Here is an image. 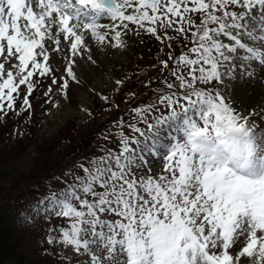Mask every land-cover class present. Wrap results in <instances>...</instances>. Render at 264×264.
Here are the masks:
<instances>
[{"label":"snow or ice","instance_id":"obj_1","mask_svg":"<svg viewBox=\"0 0 264 264\" xmlns=\"http://www.w3.org/2000/svg\"><path fill=\"white\" fill-rule=\"evenodd\" d=\"M102 15L111 27L98 23ZM136 29L169 49L178 37L181 47L192 46L160 60L174 79L162 81L167 91L153 103L132 108V135L118 122L119 151L77 161L65 170L64 187L40 202L68 222L48 242L82 251L91 264H264V130L253 119L264 115L245 114L212 87L234 73L237 58L242 75L251 62L264 67V0H0V116L31 108L34 74L51 71L37 59L50 61L46 39L57 52L61 35L68 43L65 72L76 81L74 58L90 52L86 33L104 44L113 31V46L124 48L122 34ZM151 160L163 161L160 172L153 173Z\"/></svg>","mask_w":264,"mask_h":264},{"label":"rangeland","instance_id":"obj_2","mask_svg":"<svg viewBox=\"0 0 264 264\" xmlns=\"http://www.w3.org/2000/svg\"><path fill=\"white\" fill-rule=\"evenodd\" d=\"M196 18L197 20L199 19V14H196ZM23 23L25 22L21 21V24ZM98 23L109 25L110 27L113 24L110 19L104 18L103 15ZM116 23L119 24V21ZM129 28H136V26L129 24ZM116 30L121 29L117 28ZM99 31L103 34L105 29H100ZM136 31H138L139 34H135V32L131 31L128 32L126 36L122 34L121 39L126 44V47L124 48L113 46L115 43L113 40L115 33L113 31H109L107 37L108 41H111V43L101 44L99 41L91 37L90 32L85 35L90 52H84L83 55H77L74 58L75 64L73 65V71L76 76V81H73L68 77L65 72V68L68 66L69 57L71 56V53L66 51L69 46L68 43L63 41L61 35V44L59 47L62 51L57 52L52 50L55 48L54 43L51 40L46 39L44 43L49 51L50 61H43V57H37V59L42 63H46L51 71L44 77H40L38 71L34 74L33 79L38 80L39 84L29 96V102L31 106L34 107L30 110L31 114L25 116V118L17 123L13 129L0 122V148H6L14 142L24 141L27 143L29 141V133L32 130H36V128V136L38 139L49 138L57 134L58 131L65 126V123L68 122H74V124L82 130V127L92 120L95 122V125H101L104 120L101 121L99 119L102 115L106 116L107 113L113 118L112 109L117 103H120L123 106L127 101L129 102L130 98L127 96V94H129V88L136 87L135 79L138 75V70L135 67L136 58L131 55V45H136L134 44L135 42L141 44L140 41L151 42L155 40V37L146 33L144 29H136ZM160 34L163 35L162 32ZM168 34L171 36L177 35V33L171 29L168 31ZM188 37H191L190 33H188ZM183 41L184 39L182 37L181 42ZM164 43L167 44L168 42L165 41ZM172 43L173 41L171 44ZM155 44L157 45V43ZM178 48V46L175 48V46L172 47L171 45V49H169L162 45L159 54L154 53V56H160L163 54V57H168L169 51L173 52ZM242 55V53H237L238 57H242ZM89 56H91V60H89ZM92 61H95V63ZM242 62V58L235 59L233 61V64L236 65L234 73L231 76L225 75L223 83H215L212 87L227 96L228 102L234 108L239 109L245 114L255 109L258 113L264 115V99L258 96L259 87H261V85L264 86V79L261 77V74H259L260 71L258 64L260 63L251 62L250 73L242 75V69L240 67ZM17 63L18 61L13 60L11 64L6 63L5 66L6 68H11L12 64ZM154 66L158 67L159 65H157L155 60L150 59H147L140 64V67H145V73L150 77L157 68ZM231 66L232 65H228V67ZM30 68L31 66L29 65V70ZM221 71H225V69H221ZM142 73L144 74V72ZM61 76H63L64 80L68 83L67 89L61 90L60 84L63 83V80H60ZM159 76H161L160 73L156 71L155 75L152 76V79L162 82V78ZM53 79L60 80V82L54 85L52 84ZM118 79L124 80L123 86H120L119 88L115 83ZM169 79L170 77L167 80ZM49 87H51L52 91L46 96L45 93L48 92ZM118 90L120 91L117 93ZM26 92V85L20 86L19 98L16 100V106L23 102V96ZM102 96H108L109 101L105 102L101 98ZM112 101H115V103H112ZM94 103L96 105H94L92 110L91 107ZM106 111L108 112L105 113ZM7 114L11 115V112H7ZM1 117L0 120L2 119ZM253 119L260 125L258 131L264 130V119H260L259 117H254ZM252 122L253 121H250V124ZM21 128H25V130L18 131L21 130ZM100 130L97 138L99 141L104 140L106 135L108 137L117 135L114 134V128L111 124L109 126L107 125L105 129L101 128ZM145 131L147 132V129ZM36 155L37 151L35 146L33 147V145L30 144L25 150L22 158L18 160H22V162H24L23 164H26V162ZM150 163L153 173H158L162 170V160H151ZM62 172V170H59L57 173L54 172L53 174L56 173L55 176H57ZM61 184L62 182L60 180L58 181V187L52 189L63 188L64 186H59ZM49 188L51 189L50 186ZM46 196L47 194L40 198L39 205L34 209V216H49L48 213L44 211V206L40 204L41 201L45 200ZM49 217H52L53 220L60 223L63 221L62 224L68 223L63 218L56 217L55 215ZM55 236H58V233H56ZM50 245L55 249L58 259L64 264H91L90 257L83 254L82 251L79 253L75 252L71 247L65 248V246L60 243H50ZM91 247L96 248V245H92ZM246 264H248L247 261Z\"/></svg>","mask_w":264,"mask_h":264},{"label":"trees","instance_id":"obj_3","mask_svg":"<svg viewBox=\"0 0 264 264\" xmlns=\"http://www.w3.org/2000/svg\"><path fill=\"white\" fill-rule=\"evenodd\" d=\"M181 38L178 37L171 44L172 47H179L172 52L175 57H178L182 51L187 52L192 46L189 43L181 47L185 44V41L181 42ZM140 42L141 44L135 42L136 45H131V55L136 58L135 67L138 70L136 87L129 88L127 94L130 98L129 102L127 101L123 106L117 103L112 109L113 118L106 111V116L102 115L99 119L104 120L101 125H95L92 120L82 127V130L74 122H68L57 134L49 138L38 139L36 128L29 133L27 143L14 142L6 148H0V264H64L58 259L55 249L48 242V237L55 236L58 232L53 230L67 226L68 223L62 224L63 221L60 223L46 215L34 216V209L39 205L40 198L50 191L49 186L51 189L58 187V181L66 179L63 175L65 170L72 168L77 161L93 156L99 157L103 155L102 149L106 148L119 151L118 122L123 120L124 132L132 135L126 127L128 122H132V108L151 104L160 91H167L161 81L152 79L156 71L160 73L159 77L162 81L169 77V82L174 79L169 70H162L161 64H158L160 60H168V57H163V54L154 56V53L159 54L160 47L165 46L166 43L163 44L156 39L151 42ZM147 59L155 60L159 65L154 66L157 68L151 77L145 73V67H140V64ZM168 63L170 69L173 62L168 61ZM174 90L178 91V88ZM130 93L136 95L131 96ZM21 104H18L16 109H20ZM94 105L96 104L92 105V110ZM33 108L31 106L28 111H22L20 115L11 111V115L0 116L3 119L0 122L13 129L25 116L31 114L30 110ZM106 123L108 126L111 124L114 134L117 135L99 141L98 132L101 128H106ZM140 127L147 128L145 125ZM22 130L24 131L25 128L18 131ZM30 144L35 146L37 155L23 164L24 162L18 159L22 158ZM59 170L63 172L55 176ZM54 172L56 173L53 174Z\"/></svg>","mask_w":264,"mask_h":264},{"label":"bare ground","instance_id":"obj_4","mask_svg":"<svg viewBox=\"0 0 264 264\" xmlns=\"http://www.w3.org/2000/svg\"><path fill=\"white\" fill-rule=\"evenodd\" d=\"M88 33H86V35H87ZM259 66V71H260V73L259 74H261V77L264 79V67H262L260 64H258ZM258 96H260V98H263L264 99V86L263 85H261V87H259V89H258Z\"/></svg>","mask_w":264,"mask_h":264}]
</instances>
